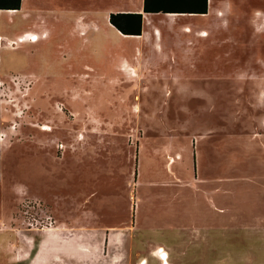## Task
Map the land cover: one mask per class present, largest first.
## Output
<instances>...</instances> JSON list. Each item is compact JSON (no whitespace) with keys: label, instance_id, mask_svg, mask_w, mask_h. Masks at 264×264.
I'll use <instances>...</instances> for the list:
<instances>
[{"label":"rangeland","instance_id":"rangeland-1","mask_svg":"<svg viewBox=\"0 0 264 264\" xmlns=\"http://www.w3.org/2000/svg\"><path fill=\"white\" fill-rule=\"evenodd\" d=\"M97 3L66 0L65 14L37 5L24 33L1 35L0 264H31L44 236L56 253L44 264H78L68 251L79 244L88 264H125L124 246L139 255L146 238L171 250L156 244L135 264H264V208L228 223V209L237 219L242 204L249 212L264 202V0H215L205 26V17L164 15L171 30L142 38L112 28L113 3ZM178 22L200 25L177 33ZM200 138L224 141L225 156L200 160ZM207 164V176L229 175L230 186L203 230L190 220L191 193ZM107 227L113 250L96 231Z\"/></svg>","mask_w":264,"mask_h":264},{"label":"crops","instance_id":"crops-1","mask_svg":"<svg viewBox=\"0 0 264 264\" xmlns=\"http://www.w3.org/2000/svg\"><path fill=\"white\" fill-rule=\"evenodd\" d=\"M70 1V0H67ZM92 2H98L94 7H102V3H113V4H107L109 5L108 10H106L107 15L106 17V21L107 23L111 24L110 22V15L111 13H141L142 14V33L140 35H128V34H123L121 33L118 29H116L112 24V28H114L115 30H117L119 33H121L124 36L127 37H132V38H142V37H152V34L155 35H161L164 37L165 31L171 30V28H169L167 25H165L164 23H162V19L164 20V15L167 16V18H169L168 16H172L175 18V16H178V20H181V18L184 17H194V16H199V17H205L204 22L202 23L203 26L207 25L208 22V18H206L207 16H211L212 13L214 12L215 7L212 6L213 2H215V0H206V6H207V12L206 13H198V12H186V11H202V9L205 7V0H173V3L177 6L178 11H183V12H162V10L158 11V12H145L144 11V0H89ZM167 1L168 0H147L148 4L150 7H152L153 10H158V9H162V7H165L167 5ZM218 3L220 4H224L227 3L228 4V0H217ZM172 2V1H171ZM37 5H42V6H46L47 7V11L53 12V13H61V14H65L67 12H70L73 8L67 7L66 5V0H20V6L19 8H3L0 9V35L7 37V35H9L8 33L10 32L11 29H14L13 33H12V38L16 37L17 35H19L20 33H24L25 30H27V26H31L33 23V20L37 17V15H32L31 13H33L36 9L40 8ZM93 7V6H92ZM223 8H220V11L217 13L218 16H221V14L223 15ZM3 12V13H2ZM222 12V13H221ZM11 13H14V15H12ZM25 13L29 14L28 17H31L29 24L24 25L25 20L28 18H24ZM83 15V14H82ZM41 16L45 17L48 21H50L51 23L56 25V29H57V24L55 21H51L47 16H44L41 14ZM80 16V15H78ZM78 16L76 18H74V26L76 25L77 22L76 19L78 18ZM85 16V15H84ZM86 17V16H85ZM12 21V22H10ZM86 19V18H85ZM186 23H192L194 26H198L196 24H194L193 22H185V23H180L178 22L177 26H175L174 28H172L173 30H175L177 33H182L180 31V28L182 26H184ZM190 26V24H187V27ZM16 27H24L23 30H16ZM168 29V30H167ZM209 30L208 28H202L200 31L202 32L203 30ZM193 31V28H192ZM200 32V34H201ZM28 35V34H27ZM157 39L159 40L160 38L157 37ZM164 39V38H163ZM33 42H37L33 39H31ZM155 41V38L153 39ZM182 41V40H181ZM162 42V41H161ZM22 47V45L20 46ZM161 47L160 45H157V48ZM18 48V47H17ZM165 48V46H164ZM3 48H0V62L2 60V56H1V50ZM163 56L167 57V53L166 51L163 52ZM168 56H170V53L168 54ZM3 66V65H2ZM213 138V137H212ZM220 142V140H218ZM215 143V139L213 141H211L210 139L207 138H200V142L198 143V152L200 155V160L203 161L202 159V152L204 151L206 153V158L209 160V164H210V151L212 150V153L216 154V156L218 155V157H224L225 156V142L222 141V144L220 143ZM230 143V142H229ZM228 143V145H229ZM217 148V149H216ZM209 152V153H208ZM255 152L257 151V146L255 148ZM154 156L156 158H159L162 160V151H155ZM259 159V163H260V156L258 154ZM260 165L264 168V164L260 163ZM208 164L207 166H201L200 169L198 170V174H197V185L196 188L192 190L191 196H197L198 201H196V212L197 213V220L195 221L193 216H191V222L196 225L197 227H201L203 230L204 229H210L212 226L215 225L216 223V215L214 213V211H220L221 209H223V205L222 202H224L225 200V196L223 197V201L221 200V195H229V178L230 176L228 175V177H220V176H215L213 177V180L211 179V176H207L206 172L208 170ZM264 171V170H263ZM161 174V172H160ZM262 174H264V172H262ZM261 174V175H262ZM259 175V179H260V183L261 186L260 188H262L263 194H264V178L263 176ZM210 177V178H209ZM177 188L176 190V196H175V200L174 202L177 200L178 196H179V192L182 191L183 194V190ZM201 194L206 195L208 197V202L209 205L212 206L210 211L209 206L208 205H201V201H200V197ZM222 201V202H221ZM244 204H242L240 210L235 213V215L237 216L236 218H231L232 214L230 213V209H228V223H237L239 225H244L246 223V219L248 218V216L253 215L254 213L257 214V212H259L260 210H262L264 208V202L261 203L260 206L258 207H254L251 211L247 212V210L244 209ZM172 206L169 205L168 208H171ZM181 208V207H180ZM179 207H177L176 203L174 204V216H175V220L176 223L179 224H183V222L181 220L180 215L182 214V208L180 209ZM180 210V211H179ZM232 219L234 222H232ZM216 220V221H215ZM219 222V221H218ZM97 232H99L100 234H102L103 232L105 233V235L107 236L108 234V242L109 244H111V249H115V236H113L112 231L109 227L102 229V230H96ZM53 236H55V234H57L58 236H60L61 233H59V230L57 229H53L52 231ZM74 236L77 235L76 232H73ZM45 236L42 237L40 239V241L38 242V247L37 250L33 256V260L31 261V264H39V262H41V264H44L45 262H48L51 258H53L55 256L56 253L51 252V250L49 248H45L48 246V243L45 242ZM75 239V237H73ZM145 244L141 245V252L139 255H131V249L133 248H129L127 247V249H125L126 247L124 246V249H122L121 254L118 256L119 258L125 259V264H135L136 262H138V257H141L142 254L144 252H146L147 250L152 249L153 247H155L156 244H165L166 248L171 250V246L170 244H168L165 240L162 239V243L159 242H155L151 239H145ZM114 243V244H113ZM71 245V244H70ZM85 245V244H84ZM130 246V245H128ZM165 246H162L164 248V250L162 251L161 247H158L155 249V254L160 253V256L163 257L162 254H164V251L166 250ZM64 247V245L62 246ZM65 248V247H64ZM64 250V249H62ZM154 250V249H152ZM166 252L168 253V250H166ZM68 256L71 257H75L78 258V264H88V261L90 259V255H88V251L87 249L82 245L79 244V247L76 248L75 250H71V248H69L68 251ZM154 255V254H153ZM198 255V253H197ZM194 254L191 253L190 257H193ZM206 257H208V255H205Z\"/></svg>","mask_w":264,"mask_h":264},{"label":"trees","instance_id":"trees-1","mask_svg":"<svg viewBox=\"0 0 264 264\" xmlns=\"http://www.w3.org/2000/svg\"><path fill=\"white\" fill-rule=\"evenodd\" d=\"M172 1V2H171ZM20 0H0V9L3 8H19ZM183 12L178 11L177 6L173 3V0H168L167 5L162 9L153 10L149 6L147 0H144V11L145 12ZM186 12H198L206 13L207 6L205 0V7L202 11H186ZM111 24L123 34L128 35H140L142 33V14L141 13H111L110 15Z\"/></svg>","mask_w":264,"mask_h":264},{"label":"bare ground","instance_id":"bare-ground-1","mask_svg":"<svg viewBox=\"0 0 264 264\" xmlns=\"http://www.w3.org/2000/svg\"><path fill=\"white\" fill-rule=\"evenodd\" d=\"M185 31L186 32H192V27L191 26H188L187 28H185ZM37 34V33H36ZM36 34H28V35H26V33L24 34V35H26L27 36V38L28 39H37V37H35L34 35H36ZM201 35H203V36H207V35H209V32H208V30L207 29H205V30H203L202 32H201ZM1 40H3V37H2V39ZM46 129H49L48 127H45ZM167 263V262H166Z\"/></svg>","mask_w":264,"mask_h":264},{"label":"built area","instance_id":"built-area-1","mask_svg":"<svg viewBox=\"0 0 264 264\" xmlns=\"http://www.w3.org/2000/svg\"><path fill=\"white\" fill-rule=\"evenodd\" d=\"M2 47V44H1V35H0V48Z\"/></svg>","mask_w":264,"mask_h":264}]
</instances>
